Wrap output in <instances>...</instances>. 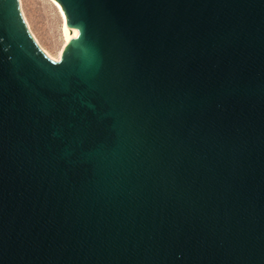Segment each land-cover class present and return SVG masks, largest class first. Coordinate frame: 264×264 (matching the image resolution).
Segmentation results:
<instances>
[{"label":"water","instance_id":"obj_1","mask_svg":"<svg viewBox=\"0 0 264 264\" xmlns=\"http://www.w3.org/2000/svg\"><path fill=\"white\" fill-rule=\"evenodd\" d=\"M58 60L0 0V264H264V0H54Z\"/></svg>","mask_w":264,"mask_h":264},{"label":"rangeland","instance_id":"obj_2","mask_svg":"<svg viewBox=\"0 0 264 264\" xmlns=\"http://www.w3.org/2000/svg\"><path fill=\"white\" fill-rule=\"evenodd\" d=\"M22 16L42 51L58 60L63 45L62 16L54 0H19Z\"/></svg>","mask_w":264,"mask_h":264},{"label":"bare ground","instance_id":"obj_3","mask_svg":"<svg viewBox=\"0 0 264 264\" xmlns=\"http://www.w3.org/2000/svg\"><path fill=\"white\" fill-rule=\"evenodd\" d=\"M56 5L58 6V4L56 3ZM59 10H60V7L58 6ZM60 13H61V16H62V23H61V32H62V37H63V45H62V49L63 47L68 44V43H72L70 37H69V34L67 32V27H66V24H65V20L63 18V15H62V12L60 10ZM62 49L59 53V55L61 54L62 52Z\"/></svg>","mask_w":264,"mask_h":264}]
</instances>
